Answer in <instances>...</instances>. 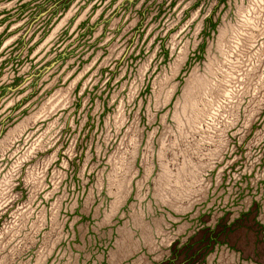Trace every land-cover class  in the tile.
<instances>
[{
    "label": "rangeland",
    "instance_id": "374dc122",
    "mask_svg": "<svg viewBox=\"0 0 264 264\" xmlns=\"http://www.w3.org/2000/svg\"><path fill=\"white\" fill-rule=\"evenodd\" d=\"M0 264H264V0H0Z\"/></svg>",
    "mask_w": 264,
    "mask_h": 264
}]
</instances>
